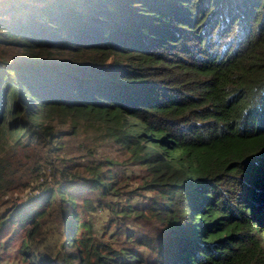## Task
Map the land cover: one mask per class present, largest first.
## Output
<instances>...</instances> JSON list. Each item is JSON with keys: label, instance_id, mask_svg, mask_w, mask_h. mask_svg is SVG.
I'll return each mask as SVG.
<instances>
[{"label": "trees", "instance_id": "1", "mask_svg": "<svg viewBox=\"0 0 264 264\" xmlns=\"http://www.w3.org/2000/svg\"><path fill=\"white\" fill-rule=\"evenodd\" d=\"M52 120L124 147L141 184L55 154ZM38 175L0 211L28 264H264V0H0V192Z\"/></svg>", "mask_w": 264, "mask_h": 264}, {"label": "rangeland", "instance_id": "2", "mask_svg": "<svg viewBox=\"0 0 264 264\" xmlns=\"http://www.w3.org/2000/svg\"><path fill=\"white\" fill-rule=\"evenodd\" d=\"M16 48L17 47H15V49H11V51L16 50ZM52 122V124L56 127L55 130L59 129L61 130V133L65 134V136L62 135L60 150H58L57 153L54 152L55 154L60 153V157L61 155H64L67 158H70L77 155H84L88 152V150H91L94 156L102 163L114 165L113 168L115 170V174H123L124 172L122 171L128 172L130 186L136 187L141 184L140 175L143 174V167L132 165L133 162L129 158V153L124 149V147H121L114 141L108 139L105 135L94 131L92 128L85 127L83 123H80V127L76 133L72 132L69 134L71 131L69 125L64 124L60 126L55 120H52ZM21 158L22 156H20V159ZM43 169H47L45 164H43ZM42 178V175H38L33 180H30L26 186H18L17 183H19V179L4 182L7 184V188H4L0 192V211L2 210V207L10 205V201H6V204H4L3 201L9 200L11 197L24 199L30 194L36 193L32 188L36 187L37 182L41 181ZM263 185L264 184L261 183V187ZM89 215L92 216L96 225L104 222L108 216L107 212L101 209L91 212ZM252 216L255 225H257V228L259 229V234L264 244V202L256 204L255 212L252 213ZM144 218L146 220L131 218L128 220V223L130 225H134L137 230L152 232L153 224L149 222L151 220H148V217ZM0 244V264H28L23 262V260L16 253V249L18 248V240L16 238H13L10 243H7L4 238H0ZM7 244L8 246L5 249L4 247H6Z\"/></svg>", "mask_w": 264, "mask_h": 264}]
</instances>
